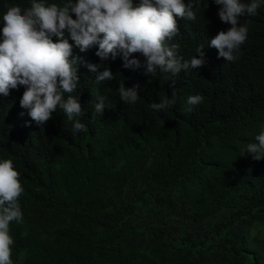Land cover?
Here are the masks:
<instances>
[{"label": "trees", "instance_id": "1", "mask_svg": "<svg viewBox=\"0 0 264 264\" xmlns=\"http://www.w3.org/2000/svg\"><path fill=\"white\" fill-rule=\"evenodd\" d=\"M0 264H264V0H0Z\"/></svg>", "mask_w": 264, "mask_h": 264}]
</instances>
